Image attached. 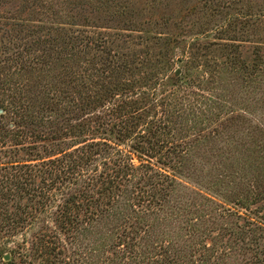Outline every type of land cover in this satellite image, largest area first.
I'll return each mask as SVG.
<instances>
[{"label": "rangeland", "instance_id": "rangeland-1", "mask_svg": "<svg viewBox=\"0 0 264 264\" xmlns=\"http://www.w3.org/2000/svg\"><path fill=\"white\" fill-rule=\"evenodd\" d=\"M174 76L177 81H172ZM90 78L92 84L85 86ZM16 82L22 86L20 95L22 89L39 104L47 102L43 96L49 84L79 92L73 98L86 110L74 119L89 116L99 106L91 102L101 83L115 104L124 96L140 98L144 88L150 91L147 101L136 102L140 119L129 122L130 138L85 131L73 144L107 142L147 173L142 188L160 181L157 189L164 192L156 193L162 198L151 207L155 214L148 218L142 202L133 216H145L149 222L143 229L151 234L162 232L159 243L164 247L175 236L185 238L188 253L173 264H264V151L249 155L254 146L264 147L259 133L264 126V0H0V92L14 90ZM178 99L182 107L175 108ZM21 100L16 96L15 105ZM1 104L11 108L10 93H0ZM10 108L4 124L15 122ZM209 108H219V118L206 115ZM191 112L195 115L189 119ZM31 130L38 132L35 126ZM33 141L23 138L14 145L7 137L0 143V166L14 165L12 173L19 170L22 180L31 183L28 188H34L7 201V213L19 222L13 231L2 225L0 235L7 232V239L1 246L9 258L2 260L7 264H22L12 250L24 237L34 234L53 242L68 235L54 229L52 220H63L71 204L53 213L61 194L74 192V187L67 180L53 182L41 170L48 155L39 147L42 143L29 148ZM101 159L97 155L94 161L99 170ZM95 164L86 167L87 175ZM90 190L72 194L79 220L97 211L89 202ZM109 195H103L104 202ZM97 221L95 217L93 223ZM151 221L155 225L149 227ZM123 227L131 236L130 227ZM137 227L142 236L143 229ZM46 257L35 255L32 262L45 264ZM85 258L80 257L82 263Z\"/></svg>", "mask_w": 264, "mask_h": 264}, {"label": "trees", "instance_id": "trees-1", "mask_svg": "<svg viewBox=\"0 0 264 264\" xmlns=\"http://www.w3.org/2000/svg\"><path fill=\"white\" fill-rule=\"evenodd\" d=\"M8 80L9 75H5V81L8 82ZM92 80L94 79L90 78L87 84L85 81L83 82L86 84L85 86H89V84H92L90 83ZM177 80L178 78L175 76L172 78V81ZM57 83L61 85L64 82L58 80ZM100 85L102 88L104 87V90L101 88L99 90L101 92L93 96L91 102L97 103L99 106H95L93 112L87 113L89 116H84L82 119L73 118L74 115L80 112L81 114H85L84 112L86 110V107L80 106L79 100L73 98L74 95L79 94V96H81L79 92L72 91L70 94L64 92V90L69 91L66 88L49 84L46 86L43 96L47 102H43L42 104L29 100V98L24 95L22 89L20 95V88L22 86L18 82L13 86L14 90H9L7 87L3 92H0L1 94L10 93V99L13 105H15L16 101L14 102V100L16 96L22 99L20 102H17L18 104L15 106L11 104V108L8 107V104L0 105V110L2 111L0 114V143L7 137H10L11 141L13 140L14 145L20 144L23 138H35L36 143L33 141L34 144L28 147L31 149L37 148V144L39 145V143H42L43 145L39 147L48 155L45 157L46 160L42 161L39 165L41 170L50 177H53V182L57 181L63 184V181L66 182L67 180L68 184L74 187V192L67 191L61 194L63 200H61L60 204L55 208L53 214L63 212L70 204L71 208L67 210L63 220L57 218L52 220V222L54 221L53 223L57 224L54 229L60 228L64 233H68V235L64 236L63 239L59 238L53 242L39 240V237L34 234L30 235L28 238L24 237L22 243L18 244L15 250H12L14 255L22 259V264H33L32 258H34L35 255L49 256L50 258L46 257L47 259H44L45 264H122V259H127L126 264H173L176 260H183L188 253L185 238L180 239L179 236H175L170 243L172 245L169 244L170 246L167 245V247H164L161 245L162 243H159L160 240L163 239L164 234L160 232L153 235L151 234L152 230H144L143 228L148 226V219L143 215L141 219L133 216L136 215V206H138V203L141 204L142 202H144L143 212L145 215L147 214L148 218L150 213L155 214L151 210V207H156L162 198L156 196V193L164 192L157 189L160 185V181L156 182L157 186L152 185L150 188H142L141 184L144 183L147 173L140 172L138 167H134L130 163V158L124 154L121 155L120 151H116L115 148L107 142L82 140V142H79L81 146L73 144L75 138L85 135V131H101L102 134L109 131L110 133L114 132L117 137H123L122 139L130 138L132 130L129 127V122L133 123L135 119H140V116H136L139 112V110L135 108L136 102L140 98H144L147 101V97L150 96V91L146 92L144 88L142 93H140V98L130 100L127 96H124V98L117 101L119 103L115 104L116 100L113 101L114 98H112L109 91L106 90L105 84L101 83ZM155 86H157V83H155ZM2 102L5 103L3 100ZM174 104L175 108H179L182 101L180 99L175 100ZM97 107L100 109L98 112H96ZM8 108L11 109L10 112L16 117L13 124L3 123ZM223 109V107H220L221 113ZM177 112L180 114V111ZM205 112L206 115L210 114L211 117L214 116V118H219L221 114H218L219 108L207 110ZM193 114L194 113L189 116V119L193 117ZM189 119L188 122L190 121ZM228 120H230V118H228L227 121ZM155 121L160 123L158 119ZM188 122H185L187 130L189 127L187 124ZM34 126L37 127L38 132L31 130ZM259 133L262 135L260 142L264 143L263 125ZM197 137H199V135H197ZM137 138L139 140L145 139L148 143L153 144L149 138L143 135H138ZM153 139L156 140L154 135ZM246 143H248V141H246ZM258 149L264 151V147L256 145L251 148L249 155L257 154L259 152ZM101 153H103V155H101ZM97 155L102 156L100 165L101 170H99L98 165L94 163ZM93 164L96 165H94L95 169L89 171L91 174L87 175L86 171L88 168L86 167L93 166ZM10 167L13 168L14 165ZM10 167L4 164L0 166V232L2 225L3 228H6L8 231L16 230V228L19 227L17 226L19 222L16 221V218L13 217L12 214L7 213L6 210L7 201L10 200V197L15 195L21 196V194L29 195L31 194L30 191L34 189L28 188L31 183L26 182L25 179L22 180V175L18 174L19 170H14V173H12ZM27 170L29 169H25L24 171L27 172ZM171 182L170 180V184ZM88 188L91 189L89 193V202H91L93 206H96L95 209L97 211L93 213V215L91 212L89 218L84 221L79 220L78 215L73 213L74 210L76 212L77 210L73 207L75 203L71 202H74L72 194H76L79 191H85L87 193ZM106 192L110 194V197L104 202L102 198L105 197L103 195ZM165 193H163V195ZM252 193L253 191H250L248 196ZM94 196L97 197L94 198ZM110 198L112 199L111 201H109ZM201 198L205 201L208 199L203 195H201ZM209 201L212 202L211 199ZM212 203L218 207V204H215V202ZM180 205L181 204H179L178 207ZM182 206H184V204H182ZM182 206H180L179 209L187 212L186 208H182ZM61 217H63V215H61ZM95 217L96 220H99L97 223H93ZM155 221L159 222L160 219ZM83 223H86L87 227H82ZM123 224L130 227L131 236H129V232L123 227ZM154 225L155 224L151 221L149 227ZM137 226H139L140 230L143 229L142 236L137 232ZM134 228H136V231ZM6 233L7 232H5V235L2 237L0 235V264H7L4 263L2 259L8 252L2 249L1 246V244L4 243L3 239H7ZM88 236L92 237L89 239L91 242H86ZM82 237H84V241L80 240ZM126 241H134L135 244H130ZM139 241L141 243H139ZM69 245L74 246L72 250H69ZM97 245L99 246L98 248ZM26 246L28 247L26 248ZM116 249H118L117 253L113 252L112 256L108 254L110 251ZM96 252L100 253V255H95ZM87 253L90 255L93 254L91 257H87ZM81 256L86 257L84 259L86 262H81ZM87 260L90 261L87 262ZM123 263H125V261ZM11 264L15 263L12 262Z\"/></svg>", "mask_w": 264, "mask_h": 264}, {"label": "water", "instance_id": "water-1", "mask_svg": "<svg viewBox=\"0 0 264 264\" xmlns=\"http://www.w3.org/2000/svg\"><path fill=\"white\" fill-rule=\"evenodd\" d=\"M176 75H178V72L176 73ZM8 259H9L8 255H5L4 258H3L4 261H8Z\"/></svg>", "mask_w": 264, "mask_h": 264}]
</instances>
